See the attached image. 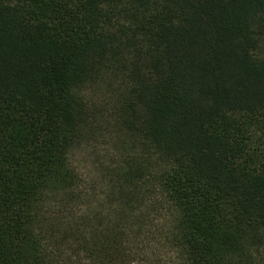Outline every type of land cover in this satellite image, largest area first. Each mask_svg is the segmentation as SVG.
Listing matches in <instances>:
<instances>
[{
    "label": "trees",
    "instance_id": "trees-1",
    "mask_svg": "<svg viewBox=\"0 0 264 264\" xmlns=\"http://www.w3.org/2000/svg\"><path fill=\"white\" fill-rule=\"evenodd\" d=\"M0 264H264V0H0Z\"/></svg>",
    "mask_w": 264,
    "mask_h": 264
},
{
    "label": "rangeland",
    "instance_id": "rangeland-1",
    "mask_svg": "<svg viewBox=\"0 0 264 264\" xmlns=\"http://www.w3.org/2000/svg\"><path fill=\"white\" fill-rule=\"evenodd\" d=\"M101 97L98 96L94 99V103L98 106L104 101ZM93 129L94 132H91L90 138L76 152L73 164L77 171L94 186L97 196L105 199L109 194L107 187L115 177L116 166L111 157L118 155L116 148L119 144L113 128V121L109 115L99 117L95 121Z\"/></svg>",
    "mask_w": 264,
    "mask_h": 264
}]
</instances>
